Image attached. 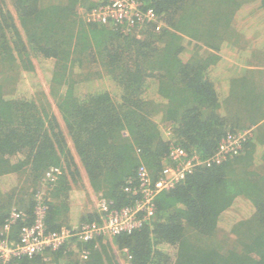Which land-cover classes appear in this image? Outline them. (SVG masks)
<instances>
[{"label": "trees", "instance_id": "16d2710c", "mask_svg": "<svg viewBox=\"0 0 264 264\" xmlns=\"http://www.w3.org/2000/svg\"><path fill=\"white\" fill-rule=\"evenodd\" d=\"M9 1L14 13L0 0V239L17 242L32 223L52 167L62 172L47 189L45 224L58 230L96 219L70 221L83 173L111 207L130 205L136 195L124 187L140 165L157 178L170 146L207 158L228 132L251 129L238 153L158 193L145 225L110 239L73 237L9 264H121L118 253L124 264H264V72L232 65L230 78L212 74L225 57L264 62V0H137L163 25L127 31L86 20L97 0ZM239 39L243 47L233 45ZM27 77L36 98L19 91ZM12 209L25 219L5 231ZM240 210L248 212L230 216Z\"/></svg>", "mask_w": 264, "mask_h": 264}, {"label": "built area", "instance_id": "2783aa9c", "mask_svg": "<svg viewBox=\"0 0 264 264\" xmlns=\"http://www.w3.org/2000/svg\"><path fill=\"white\" fill-rule=\"evenodd\" d=\"M97 4L86 11L87 21L120 24L128 30L137 24L150 23L159 30L163 22L152 9H142L137 0H97ZM251 135V129L228 132L219 142L215 153L207 158H200L194 152H188L183 147L172 145L168 150L169 162L163 166L160 175L153 178L146 166L137 169L135 183L129 181L124 191L136 195L130 205L111 207L109 201L99 196L95 199L96 219L80 223L78 226H62L58 230H48L45 224L47 212V189L53 185L61 174L59 167H52L43 177L44 187L35 194L33 221L20 228L17 242L0 239V264H9L12 257L55 250L73 237L88 241L96 236L111 238L122 232H131L152 219L155 214L154 199L161 191L173 188L184 176L200 165L220 163L227 157L238 153L245 141ZM25 213L12 209L5 221L3 229L17 220H24ZM87 252H81L86 257Z\"/></svg>", "mask_w": 264, "mask_h": 264}, {"label": "rangeland", "instance_id": "374dc122", "mask_svg": "<svg viewBox=\"0 0 264 264\" xmlns=\"http://www.w3.org/2000/svg\"><path fill=\"white\" fill-rule=\"evenodd\" d=\"M7 5H8V8L14 13V9H13L12 4L10 3L9 0H7ZM243 44H244V42H243L242 39H239L237 41H233V45H238V46H242L243 47L244 46ZM33 62L35 63V66H36V77H37V79L39 81V84H40V87H41L40 90L43 91L44 93L43 92L42 93L47 95V97L50 99V102H52L53 108H54L53 110L56 113V116H57L58 120L61 122V125H62V121H61L59 112H58L57 108L55 107V105L53 103V100H52V98L50 97V94H49V86H50V84L48 83V80H47V78H46V76L44 74V71L41 70V68H40L41 66L37 62V60L33 59ZM100 82L101 81H97L95 83L100 85ZM105 83L111 89H114L113 86L109 85V81L105 80ZM32 86H33L32 82L27 77L26 79H24V81L22 83V86H20V88H19V91L20 92H23V91L26 92L27 91V95L28 96L31 95V96L35 97L36 92H34L35 89ZM86 86H87V84H86ZM92 87L94 88V86H92ZM41 91H39V96H40ZM67 139H68V137H67ZM82 185H83L82 187H75V188L72 189L71 194L73 193L72 195H74V200L76 201L74 209H75V212L79 213V211H80V206L79 205H82L81 206V211L82 212L85 211L86 213H88V212H91V211L94 210L95 199L97 198V195L92 191V189L88 185L85 176H83ZM247 212H248L247 210L245 212L240 210V211L236 212L238 214L233 213L230 216H239L240 214L247 213ZM79 215H81V214H79ZM228 220L232 221V219H230V218ZM223 222L225 223V227L224 228L228 229L229 226H228L227 219L224 218ZM75 223H76V221L72 222L71 224H75ZM118 255H120L121 264H124L123 263L124 262L123 256L121 254H119V253H118Z\"/></svg>", "mask_w": 264, "mask_h": 264}, {"label": "crops", "instance_id": "0c3cea01", "mask_svg": "<svg viewBox=\"0 0 264 264\" xmlns=\"http://www.w3.org/2000/svg\"><path fill=\"white\" fill-rule=\"evenodd\" d=\"M236 46H238V45H236ZM239 47H242V46H239ZM225 58H226L225 62H221L220 64L216 65L214 67V69L212 70V74L214 76L221 75L223 78H230L231 73H233V71L231 70L232 68H230V67H232V65H237V66L244 68L245 70L251 71L253 73L254 72L256 73L257 71L258 72H264V62H261L258 59H255L252 61L249 60L246 63H244V62H238L234 59H230L227 57H225ZM72 194L70 195V215H69L71 223L79 220V216H80L79 214L86 213L85 211L84 212L81 211L82 205H79L80 206L79 213L75 212L74 207H75L76 201L74 200V195H72Z\"/></svg>", "mask_w": 264, "mask_h": 264}, {"label": "clouds", "instance_id": "9594fccd", "mask_svg": "<svg viewBox=\"0 0 264 264\" xmlns=\"http://www.w3.org/2000/svg\"><path fill=\"white\" fill-rule=\"evenodd\" d=\"M60 168V167H59ZM61 169V168H60ZM61 172H62V170H61ZM83 176H85V174L83 173ZM44 187V186H43ZM43 187H41V189L43 188ZM99 196H97V198H98ZM95 212V206H94V210L92 211V213H94ZM96 213V212H95Z\"/></svg>", "mask_w": 264, "mask_h": 264}]
</instances>
